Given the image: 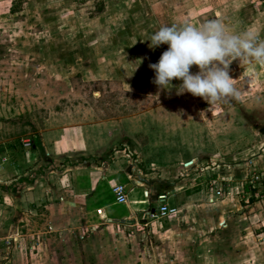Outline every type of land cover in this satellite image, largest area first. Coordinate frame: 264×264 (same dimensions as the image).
<instances>
[{"label":"rangeland","instance_id":"rangeland-1","mask_svg":"<svg viewBox=\"0 0 264 264\" xmlns=\"http://www.w3.org/2000/svg\"><path fill=\"white\" fill-rule=\"evenodd\" d=\"M212 20L231 34L252 30L264 40V0H0V264H112L117 235L107 225L78 229L76 217L71 225L67 215L44 207L42 192L22 194L29 173L42 183L58 167L53 144L67 128H79L92 152L131 171L125 173L154 198L151 182L161 183L168 171L201 172L194 189L199 181L210 187L212 172L230 166L264 174V64L232 60L239 97L210 105L188 92L177 95L176 78L167 91L153 83L148 65L167 45L153 50L146 39L163 25ZM215 152L231 157L223 171L208 158ZM218 184L235 194L236 184ZM246 186L250 202L263 209L264 181L255 192ZM200 194L206 201V191Z\"/></svg>","mask_w":264,"mask_h":264},{"label":"crops","instance_id":"crops-1","mask_svg":"<svg viewBox=\"0 0 264 264\" xmlns=\"http://www.w3.org/2000/svg\"><path fill=\"white\" fill-rule=\"evenodd\" d=\"M85 135L74 127L67 128L60 139H55L53 149L59 157L55 164L58 167L46 172L42 183L29 173L31 180L22 185V194L31 197L42 192V202H48L44 207L58 209L62 215H67V223L71 225V218L76 217L74 222L78 221L75 226L78 229L88 230L89 227L93 231L95 225H107L104 228L110 230L108 233L117 235L112 237V249L117 246L116 250L111 249L112 264H264V208L259 201L250 202L246 186L249 172H239L242 169L237 171L223 164L231 159L226 153L215 152L208 156L214 165L218 164V169L222 166L229 169L227 172L214 170L215 178L210 177L208 182L210 187H203L202 183L199 187V181L194 189L201 172L190 177V172L168 171L165 180L159 183L162 185L155 183L159 179L151 182L156 193H164L168 205L177 209L173 215L153 218L149 212L156 206L158 194L154 198L141 180L125 173L131 171L113 168L101 154L92 152L95 146ZM253 148L251 151L247 148L244 154L252 153ZM248 159L250 157H244ZM11 160L14 168L15 161ZM190 164L192 162L185 165ZM238 172L244 174L240 182L236 180ZM9 173L16 175L15 171ZM26 175V172L22 174ZM219 181L229 186L236 184L235 194L226 195L227 192L222 191L216 196ZM115 184L125 186L127 200L123 204L115 202L111 190ZM205 191L208 196L203 201L200 193ZM240 193L245 197L241 198ZM260 226L263 230L255 233ZM84 234L78 237L83 239Z\"/></svg>","mask_w":264,"mask_h":264},{"label":"clouds","instance_id":"clouds-1","mask_svg":"<svg viewBox=\"0 0 264 264\" xmlns=\"http://www.w3.org/2000/svg\"><path fill=\"white\" fill-rule=\"evenodd\" d=\"M146 40L153 50L167 45L159 59L148 65L154 72L153 83L158 89H172V80L176 78L179 81L175 86L177 95L188 92L203 98L209 105L224 98L239 97L228 71L232 60L250 58L264 64V40L259 39L256 32L245 30L231 34L219 20L201 26L187 22L163 25ZM193 65L199 69L195 73L190 71Z\"/></svg>","mask_w":264,"mask_h":264},{"label":"built area","instance_id":"built-area-1","mask_svg":"<svg viewBox=\"0 0 264 264\" xmlns=\"http://www.w3.org/2000/svg\"><path fill=\"white\" fill-rule=\"evenodd\" d=\"M264 180V174L263 173H258V172H251L249 174V178H246V184L249 187L250 191L256 190L257 186L262 183ZM112 193L114 194L115 197V202L118 204H123L126 202L127 197L125 193V186L122 184H115L112 186ZM145 193H147L145 191ZM216 196L221 195V190L218 189L215 191ZM156 201L157 204L153 208V212H149V215L153 218H162L168 215H173L177 212L176 207L174 206H169L168 203L166 202V195L165 194H158L156 196Z\"/></svg>","mask_w":264,"mask_h":264},{"label":"water","instance_id":"water-1","mask_svg":"<svg viewBox=\"0 0 264 264\" xmlns=\"http://www.w3.org/2000/svg\"><path fill=\"white\" fill-rule=\"evenodd\" d=\"M152 212H153V210H152Z\"/></svg>","mask_w":264,"mask_h":264}]
</instances>
